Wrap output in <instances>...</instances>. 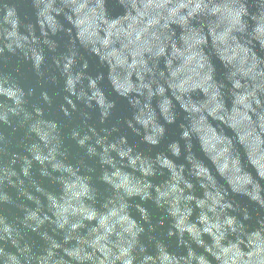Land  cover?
I'll return each instance as SVG.
<instances>
[{
  "label": "clouds",
  "instance_id": "clouds-1",
  "mask_svg": "<svg viewBox=\"0 0 264 264\" xmlns=\"http://www.w3.org/2000/svg\"><path fill=\"white\" fill-rule=\"evenodd\" d=\"M37 2L44 44H51L48 32L44 31L45 25L53 35L64 30L54 19V16L63 14L69 25V35L74 28L80 43H86V35L92 37L100 33L106 36L104 39H89L87 44L91 45V51H97L98 44L120 45L123 51L133 55L132 64L127 66L131 71H125L122 78L127 80L134 71L137 83H129L120 93L127 95L131 91L135 94L125 101L130 106V115L123 124L148 148L147 153L137 150L123 134L108 139L117 128L104 129L100 135L90 129L94 142L86 148V154L97 158L103 169L101 179L114 190L105 205L106 208L111 205L109 214L99 221L106 228L103 239L109 247L102 249L103 260L87 253L89 247L94 249L96 246L89 241H81L79 250L65 249L66 255L77 264L85 261L87 264H264V215L257 219L260 232L246 229L245 222L251 218L248 209L230 200L229 192L220 187L200 158L197 144L198 137L201 141L204 139L208 118L225 114L226 98H231L234 112L241 105L245 110L256 111L260 129L264 131V0ZM109 3L122 6V13L111 18L106 10ZM71 43L75 45L76 41ZM52 47L54 50L55 46ZM35 60L39 69L43 56L37 55ZM88 69V60L83 59L82 75L75 79L82 88V97L87 94L88 101L101 98L100 123L104 124L114 101L111 98L103 100L107 95L104 73L93 76ZM116 75L112 72L107 79L114 81ZM73 83V79L67 80L69 90ZM197 89L206 94L205 102H193L191 93ZM44 98L47 99L46 94ZM15 102L19 104L18 97ZM253 104L256 109H252ZM243 119H249L246 112ZM50 127L54 129L55 125ZM71 135L82 148L91 138L86 134L77 139L79 133L75 131ZM42 139L45 147H49L51 138L44 134ZM55 151L56 148L52 147L48 155H35V159L44 164ZM204 151L207 153L206 147ZM209 158L221 175L233 177L228 180L232 193L249 197L264 210L261 196L264 194V168L258 177L248 176L240 184L234 177L243 174V167L239 155L231 153L229 143L219 144L217 154ZM224 159L227 164L222 166ZM25 164L30 165V161ZM53 167L62 166L55 163ZM63 170L70 171V168ZM23 171L27 176L28 167ZM41 174L47 175V171L42 170ZM154 177L161 179L153 183ZM196 187L212 194L197 199ZM134 197L140 201H153L156 207L173 218L166 237L169 240L177 237L176 248L180 251L169 255L162 239L148 235V241L158 253L149 254L147 246L140 240L145 229L129 216V201ZM52 203L56 202L52 200ZM135 206L148 221V210L138 203ZM194 208L199 209L197 220L200 227L188 221ZM68 213V207L56 205L58 228L74 230L82 227L84 220L95 218V213L83 211L81 218L70 221ZM28 218L36 219L35 213H30ZM4 231L11 238L10 230ZM185 233L188 239H185ZM204 233L211 234L210 243L202 238ZM229 236L233 239H227ZM70 238L65 237L66 240ZM2 239L4 237L0 235ZM22 259V256L5 253L0 247V264H21Z\"/></svg>",
  "mask_w": 264,
  "mask_h": 264
},
{
  "label": "water",
  "instance_id": "water-1",
  "mask_svg": "<svg viewBox=\"0 0 264 264\" xmlns=\"http://www.w3.org/2000/svg\"><path fill=\"white\" fill-rule=\"evenodd\" d=\"M39 10L37 0H0V235L4 237L0 240V247L4 248L5 253L22 256L21 264H59L61 261L64 264H77L66 255L65 249L79 250L81 241H89L96 246L94 249L89 247L87 253L103 260L102 249L109 245L103 239L106 228L99 221L109 214L111 205L107 208L105 205L114 190L101 179L103 169L96 157L90 158L86 154V148L94 142L90 129H95V135H100L104 129L117 128L108 139H115L123 134L137 150L148 152L140 137L123 124V120L130 115V106L125 101L135 94L131 91L127 95L120 93L129 83H137L134 71L127 80L122 78L125 71H131L127 66L132 64L133 55L123 51L120 45L98 44L97 51H91V45L87 41L104 39L106 36L100 33L92 37L86 35V43H80V37L74 28L71 36L69 35V25L63 14L54 16L63 26V31L53 35L45 25L44 31L48 32L47 38L51 42L46 45L41 34ZM106 10L111 18L123 11L118 3L106 4ZM34 39L36 42H33ZM71 41H76L75 45ZM52 45L55 46L54 50ZM37 55L43 56L39 69L35 60ZM101 56H104L103 60ZM83 59L88 60L89 74L94 76L104 73V90L107 95L103 100L111 98L114 101V107L109 109L110 115L104 124L100 123L101 98L88 101L87 94L82 97V88L75 79L82 75ZM112 72L117 75L114 81H109L107 77ZM69 78L74 81L71 90L67 84ZM45 94L47 99L44 98ZM191 95L194 103H203L207 98L201 89L195 90ZM16 97L19 98V104L15 102ZM233 107L231 98H226L225 114L218 118H208L203 141L199 137L197 139L198 154L216 177L220 187L229 192L230 200L241 208L248 209L251 218L245 222L246 229L260 232L261 226L257 219L264 215V210L249 197L232 193L228 180L233 177L221 175L209 158L217 154L219 144L229 143L231 153L239 155L243 167V174L234 177L240 184L248 176L258 177L260 170L264 168V131L260 129L256 111L245 110L241 105L234 112ZM252 109H256L255 104ZM245 112L248 120L243 119ZM51 125H55V128L50 127ZM74 131L79 133L77 139L86 134L91 137L83 148L72 138L71 133ZM44 134L51 138L47 148L42 139ZM52 147L56 151L44 164L35 159V155H48ZM205 147L207 153L204 151ZM25 161H30V165L25 164ZM55 163L62 167L54 168ZM226 164L227 160L224 159L222 166ZM25 167H28L27 176L23 171ZM63 168H70V171H64ZM42 170H46L47 175H42ZM128 171L131 172V169ZM160 179L154 177L152 182L158 183ZM193 183L195 184L194 180ZM194 194L197 199H204L212 193L196 187ZM261 196L264 198V194ZM49 197L56 203L53 204ZM137 203L148 210V221L139 213L135 206ZM129 204L130 218L145 229L140 240L147 246L149 254L158 253L148 241V235L162 239L167 254L180 251L176 248L177 237L171 240L166 237L167 230L173 224L170 215L156 207L151 200L140 201L138 197H134ZM56 205L69 208L67 215L70 221L81 218L83 211L95 213V218L84 220L83 226L74 230L60 229L55 223ZM73 212L76 215H72ZM30 213H35L36 219H29ZM198 215L199 209L194 208L188 221L200 227ZM105 223L108 224L107 221ZM5 229L10 230L11 238ZM66 236L71 238L66 240ZM202 238L206 243L212 241L211 234L208 233H204ZM185 239H188L187 233ZM227 239L231 240L233 237L229 236ZM13 240L16 241L15 244Z\"/></svg>",
  "mask_w": 264,
  "mask_h": 264
}]
</instances>
